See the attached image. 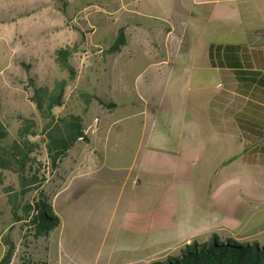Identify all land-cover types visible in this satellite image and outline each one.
I'll return each instance as SVG.
<instances>
[{
	"label": "rangeland",
	"instance_id": "374dc122",
	"mask_svg": "<svg viewBox=\"0 0 264 264\" xmlns=\"http://www.w3.org/2000/svg\"><path fill=\"white\" fill-rule=\"evenodd\" d=\"M117 7L118 0L0 3V123L8 132L5 145L18 139L24 120H29L34 123L31 130L35 136L27 139L39 147L31 155L36 159L31 174L37 176V184L24 189L17 174L2 172L0 259L7 249L3 241L7 236L15 247L9 264H93L98 251H105L103 241L108 236V224L114 225L120 208L129 205L134 208L143 198L150 202L157 193L150 188L149 177L138 168L149 129L141 126L143 115L134 116L142 111L144 103L135 96L133 89L154 85L145 83L143 79L135 82L136 75L146 69L147 62L142 57L133 60L131 54L105 53L123 23L127 22L130 30L132 27L131 18H119ZM61 48L69 50L68 62L76 71V77L68 81L63 105L55 107L52 114L55 118L79 115L87 141L77 142L58 169L51 171L43 137L46 120L31 101L33 91L28 80L30 78L37 87H45L49 91L55 82L68 80L67 72L61 70L55 60L56 51ZM118 73L115 85L124 92L120 96L107 90L109 77ZM231 88L250 93L249 100H235V109L251 100V104L264 110L263 90H247L245 87H233V84ZM81 92L113 101L117 107L108 110L92 101L85 110ZM151 111V106H148V112ZM231 129L234 128L231 126ZM232 130L230 133L236 134L234 140L240 155L245 148L251 150L264 144V131L262 139L254 137L248 141L240 132ZM225 152L221 158L228 156ZM247 172L253 174L258 186L260 182L264 184V168H248ZM136 180L141 184L134 186ZM14 193L20 197V204L27 203L32 207L43 197L45 206L58 218V226L35 238L28 219L13 222L8 196ZM253 194L252 212L234 228L235 233L232 234L246 239L233 240L256 243L264 248V202L261 203ZM226 237L232 239L231 234ZM207 238L210 236L196 237L188 243L206 242ZM184 244L187 243L173 244L157 260H163L166 255H176Z\"/></svg>",
	"mask_w": 264,
	"mask_h": 264
},
{
	"label": "crops",
	"instance_id": "0c3cea01",
	"mask_svg": "<svg viewBox=\"0 0 264 264\" xmlns=\"http://www.w3.org/2000/svg\"><path fill=\"white\" fill-rule=\"evenodd\" d=\"M116 11L133 22L131 30L121 26L127 42L118 54L144 58L135 82L154 84L133 92L144 103L134 116L143 115L141 126L149 129L138 168L157 193L120 208L93 264H150L173 244L212 234L246 239L232 234L252 212V193L264 202V184L247 172L264 168V154L245 148L240 155L230 130L245 137L238 114L264 110L251 100L235 109V100L250 93L231 86L264 89L238 80L234 69L213 67L209 49L225 48L245 71L264 73V0H118ZM118 76L109 77L107 90L120 96Z\"/></svg>",
	"mask_w": 264,
	"mask_h": 264
},
{
	"label": "trees",
	"instance_id": "16d2710c",
	"mask_svg": "<svg viewBox=\"0 0 264 264\" xmlns=\"http://www.w3.org/2000/svg\"><path fill=\"white\" fill-rule=\"evenodd\" d=\"M126 42L125 28L119 27L113 42L105 53L109 55L119 53L126 45ZM69 54L70 52L66 48L56 51V63L61 70L67 72L68 80L64 79L55 82L51 91L45 87H37L30 78L28 80L33 91L31 101L39 115L46 120L43 128V137L51 171L58 169L68 151L77 142L87 141L83 121L79 115L70 114L55 118L52 114V110L55 107L63 105L64 90L68 81L74 80L76 77V71L68 62ZM209 58L213 67L234 69L238 80L264 89V73L245 71L244 69L247 66L244 67L238 60H231L226 55L225 48L211 46ZM23 67L26 70L28 69L26 65H23ZM80 98L85 110L92 101H95L104 109L111 110L116 107L114 102L104 100L96 94L81 92ZM237 121L243 127L245 138L248 141L253 140L254 137L257 139L263 138L264 113L257 112L254 109L247 110V114H238ZM33 125V122L24 120L18 131V139L9 145H5L8 132L0 123V184L2 183L3 171H11L17 174L24 189L39 182L35 173L31 174L32 167L36 162L35 157H31V155L39 147L37 143H31L27 139L29 136H35L34 131L31 130ZM246 152L250 155H263L264 144L255 146L251 150L247 148ZM21 193L23 194L24 192L22 191ZM42 198L32 207L27 203L20 204V197L17 193L8 196L13 222L28 219L29 225L33 227V236L35 238L49 233L59 224L58 218L52 214L48 206H45ZM33 212H35V215L32 214ZM3 241L7 249L0 259V264H9L15 247L7 236H4ZM150 264H264V248L259 247L256 243H239L232 239L223 241L216 234H212L206 242L198 243L192 241L184 244L176 255H168L165 259L154 261Z\"/></svg>",
	"mask_w": 264,
	"mask_h": 264
},
{
	"label": "water",
	"instance_id": "95a60500",
	"mask_svg": "<svg viewBox=\"0 0 264 264\" xmlns=\"http://www.w3.org/2000/svg\"><path fill=\"white\" fill-rule=\"evenodd\" d=\"M135 184L138 185V184H139V181L137 180V181L135 182Z\"/></svg>",
	"mask_w": 264,
	"mask_h": 264
}]
</instances>
